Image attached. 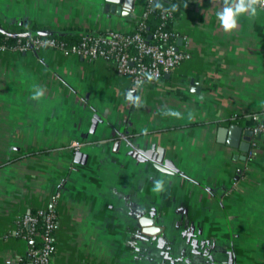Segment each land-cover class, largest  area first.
<instances>
[{
    "label": "crops",
    "instance_id": "crops-1",
    "mask_svg": "<svg viewBox=\"0 0 264 264\" xmlns=\"http://www.w3.org/2000/svg\"><path fill=\"white\" fill-rule=\"evenodd\" d=\"M145 3L0 0V28L130 31ZM223 7L182 0L173 43L188 58L135 90L101 59L0 51V264L29 244L15 219L49 208L48 264H264V136L244 160L216 139L264 122V9L226 32Z\"/></svg>",
    "mask_w": 264,
    "mask_h": 264
},
{
    "label": "built area",
    "instance_id": "built-area-1",
    "mask_svg": "<svg viewBox=\"0 0 264 264\" xmlns=\"http://www.w3.org/2000/svg\"><path fill=\"white\" fill-rule=\"evenodd\" d=\"M150 1L146 0L145 5ZM256 7L264 9L260 5ZM145 8L138 19L136 29L131 32L116 29L85 30L80 33L78 41L73 43L56 42L53 38L28 34L17 37L14 43L8 47L0 45V51L24 53L48 48L64 55L73 54L86 59H101L111 63L118 74L127 76L130 88L135 90L142 82L160 79L164 73L171 71L188 58L184 50L175 47L173 40L177 34L174 31L167 32L158 29L149 35L151 39L159 40L162 44L150 43L147 38L142 37L140 33V29L143 27L141 19L146 13ZM252 117L257 119L256 115ZM250 129L253 136H264V122L256 121ZM69 145L74 148L77 143L71 142ZM52 198H55V195ZM37 214H42L44 220L43 231L37 237V240L42 244L40 246L28 244L24 256L18 259V264H48L55 214L51 210L48 212L37 210ZM35 222L34 215L18 216L14 221L15 228L9 233L28 241L31 237L30 234L34 231ZM22 227L27 230L21 231Z\"/></svg>",
    "mask_w": 264,
    "mask_h": 264
},
{
    "label": "trees",
    "instance_id": "trees-1",
    "mask_svg": "<svg viewBox=\"0 0 264 264\" xmlns=\"http://www.w3.org/2000/svg\"><path fill=\"white\" fill-rule=\"evenodd\" d=\"M181 1L182 0H157V2H154L153 0H151L150 2H147V4L145 5L146 13L141 19L143 23V27L140 29V33L142 37L147 38V36H149L152 32L158 29L167 32L173 31L172 26L175 19L178 17ZM173 5L176 6L175 10H173L172 7ZM137 25H138V20L135 23L133 29H131L129 32L135 30ZM45 29L47 28L33 26L31 27V30H25L27 32L10 33L9 31L0 28V45H4L6 47L10 46L11 44L14 43L17 37H22V36H17L22 33H28L31 36L53 38L56 42H62V43H73L78 41L80 37V34L74 32L63 30V32L61 33H52L46 31ZM147 40L150 43L157 42L159 44H162L161 41L159 40L154 41L153 39L150 38V36L149 39ZM49 210H51L54 213L52 208L46 209L44 210V212H48ZM28 214L34 215L36 217V222L34 224V231L30 234L31 237L28 240V242L33 246H40L42 243L37 240V237L43 231V221H44L43 215L37 214V210H31ZM26 230L27 229L25 227L21 228V231L23 232ZM51 234L53 236V231ZM52 241L50 242V251H49L50 253L52 249L51 248Z\"/></svg>",
    "mask_w": 264,
    "mask_h": 264
},
{
    "label": "water",
    "instance_id": "water-1",
    "mask_svg": "<svg viewBox=\"0 0 264 264\" xmlns=\"http://www.w3.org/2000/svg\"><path fill=\"white\" fill-rule=\"evenodd\" d=\"M157 2V0H154ZM111 10V7H110ZM116 12L118 8H115ZM28 33H22L17 36H27ZM149 39V36H147ZM180 39H177V44L179 43ZM132 90H128V94H132ZM253 138L251 129L242 130V127L239 126L237 123H230L227 126H218L216 128V139L219 142L225 143L227 146L237 148L239 151V157L241 160H244L247 153L250 150L251 140ZM81 155L80 152H74L75 158H78ZM141 224L145 227L143 228V232L152 234L158 230V227L154 226L153 221L151 219L144 220Z\"/></svg>",
    "mask_w": 264,
    "mask_h": 264
},
{
    "label": "clouds",
    "instance_id": "clouds-1",
    "mask_svg": "<svg viewBox=\"0 0 264 264\" xmlns=\"http://www.w3.org/2000/svg\"><path fill=\"white\" fill-rule=\"evenodd\" d=\"M224 7L217 13V17L223 29L226 32H231L237 27V17L248 13L250 15L256 14V6L264 7V0H223ZM173 10L176 6L173 5ZM36 97L33 96L32 99ZM161 187L157 182L156 190Z\"/></svg>",
    "mask_w": 264,
    "mask_h": 264
}]
</instances>
